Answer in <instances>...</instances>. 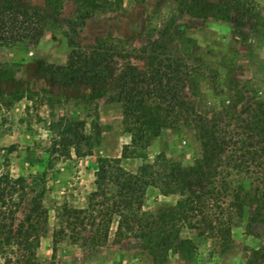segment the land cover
<instances>
[{
	"label": "rangeland",
	"instance_id": "obj_1",
	"mask_svg": "<svg viewBox=\"0 0 264 264\" xmlns=\"http://www.w3.org/2000/svg\"><path fill=\"white\" fill-rule=\"evenodd\" d=\"M16 1L41 9L49 23L38 44L0 46V63L13 72L12 79H0V174L9 171L26 181L27 196L17 222L34 198L48 217L40 224L42 237L35 256L0 241V264H264V224L252 219L251 208L232 228L228 242L184 229L181 237L196 245L191 258L176 252L154 258L142 239L117 236V222L104 243L95 244L90 231H81L79 241L67 235L55 244L63 207H85L94 189L98 159L120 158L130 135L123 128L119 104L111 100L114 69L81 79L60 76L56 85L41 70L45 63L66 65L71 39L86 48L107 38L125 39L135 49L152 41L184 54L201 68L204 75L194 97L201 113L214 116L239 89L245 99L237 112L253 120L255 97H264V0H251L246 4L250 11L240 12L239 0H106L112 5L95 0L100 7L85 0ZM87 14L90 17L83 21ZM230 81L238 84L232 92ZM76 120L85 122L84 132L92 137V147L82 145V156L59 137V124ZM159 154L188 166L201 157L202 147L192 131L167 128L151 140L145 157L121 158V165L137 173ZM176 199L150 189L144 209L155 213Z\"/></svg>",
	"mask_w": 264,
	"mask_h": 264
},
{
	"label": "trees",
	"instance_id": "obj_2",
	"mask_svg": "<svg viewBox=\"0 0 264 264\" xmlns=\"http://www.w3.org/2000/svg\"><path fill=\"white\" fill-rule=\"evenodd\" d=\"M96 1L85 0L93 7L99 5ZM250 1L239 0L237 12L250 11L246 6ZM89 17L87 14L82 20ZM48 23L49 17L41 9L5 0L0 4V46L38 44ZM70 41L66 65L45 63L41 70L56 85L60 76L81 79L107 75L114 69L111 100L120 106L130 144L123 147L120 158L98 159L94 189L85 207H63L55 244L67 235L77 242L81 231H90L95 244L104 243L117 222V236L142 239L154 258L165 259L169 252L191 258L196 245L181 237L184 229L231 241L232 228L243 219L246 208L252 209L253 220L264 224V97H255L254 119L247 120L237 112L245 92L230 81L228 91L237 89L235 95L220 112L208 116L197 109L194 98L203 71L184 54H174L152 41L136 49L121 38L99 40L89 48ZM132 59L144 65L134 64ZM5 66L0 63V79L10 80L13 72ZM84 127L81 120L59 124L60 141L74 147L79 156L83 155L82 145L92 147V137ZM167 128L192 131L201 144V157L183 166L159 154L137 173L121 165V158L145 157L151 140ZM150 189L163 198L176 197V202L155 213L146 211ZM26 196L24 177H13L9 171L0 174V241L17 246L32 258L48 211L34 198L30 210L17 222Z\"/></svg>",
	"mask_w": 264,
	"mask_h": 264
}]
</instances>
